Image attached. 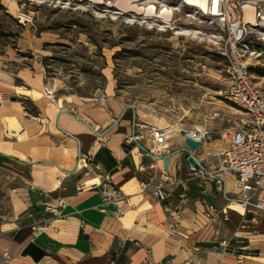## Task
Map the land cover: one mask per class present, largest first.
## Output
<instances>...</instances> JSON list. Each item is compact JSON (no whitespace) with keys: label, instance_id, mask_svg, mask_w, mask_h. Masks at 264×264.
Instances as JSON below:
<instances>
[{"label":"crops","instance_id":"1","mask_svg":"<svg viewBox=\"0 0 264 264\" xmlns=\"http://www.w3.org/2000/svg\"><path fill=\"white\" fill-rule=\"evenodd\" d=\"M77 41L94 52L86 35ZM56 42L71 49L77 45L58 32L36 34L26 24L17 46L35 55L30 64H23L15 49L0 53V264H264V215L227 202L216 182L223 176L227 191L238 192L235 175L216 169L222 159L216 153L227 145L223 130L238 115L233 107L223 100L228 108L214 111L218 126L208 128L209 144L190 149L182 130L207 127L179 122L153 153L150 127L164 126L163 119L115 95L109 62L102 67L103 93L96 89L95 95L75 91L63 65L46 74L42 56L58 55L55 47H63ZM71 61L75 69L74 63L83 64L79 58ZM77 77L85 79L82 73ZM22 98L37 112H29ZM134 121L140 125L137 138L132 137ZM190 154L213 175L197 176ZM184 183L187 196L178 218L166 205L176 203ZM156 185L167 198L154 195ZM112 188L117 195L103 201ZM167 220L178 221L175 233L167 229ZM40 222L46 228L34 235Z\"/></svg>","mask_w":264,"mask_h":264},{"label":"rangeland","instance_id":"2","mask_svg":"<svg viewBox=\"0 0 264 264\" xmlns=\"http://www.w3.org/2000/svg\"><path fill=\"white\" fill-rule=\"evenodd\" d=\"M4 2H13L14 9ZM23 2L25 11L33 13L32 21L18 19ZM0 4L8 13L12 10L24 27L53 22L64 25L60 32L77 45L75 49L70 44L69 48L55 50L58 56L79 58L86 66V70H79L69 64L63 69H70L69 77L82 73L85 79L77 77L75 88L88 95H95L90 91L101 82L98 74L88 69L102 73L103 62H109L115 95L152 111L163 119L164 126L177 127L176 123L181 122L187 127L213 130L218 126L214 111L228 108L221 98L225 87V61L218 51L221 36L215 20L207 14L206 0H0ZM152 7L154 11L148 12ZM226 7L232 16L243 20L253 16V21L245 23L249 47L246 57L249 66L264 72V0H227ZM2 12L0 22L6 28L12 27L10 18ZM73 19L81 20L83 27H68ZM162 25L170 27L163 30ZM80 30L91 33L104 46L102 52H96L94 46V52L88 53L77 41L84 40L85 35L88 40ZM9 49L13 48L5 47V51ZM255 79L264 84V76L255 73ZM103 89L97 91L103 93ZM230 110L238 113L234 108ZM219 122L224 125V121Z\"/></svg>","mask_w":264,"mask_h":264},{"label":"built area","instance_id":"3","mask_svg":"<svg viewBox=\"0 0 264 264\" xmlns=\"http://www.w3.org/2000/svg\"><path fill=\"white\" fill-rule=\"evenodd\" d=\"M226 2L227 0H208L207 5V14L215 20L221 36L218 51L225 61L222 73L226 85L221 91V98L238 112L233 120L228 119L231 124L223 130L227 145L216 153L222 156L216 169L219 172H231L235 175L238 192L232 195L227 191L223 176H218L216 182L218 190L227 202L244 209L260 211L264 215V85L257 82L254 74L249 70L248 57H246L249 48L246 42V24L240 17L229 14ZM24 6H26L25 2L21 3L22 10L18 14V19L32 21L33 13L25 11ZM258 14L260 15L259 11ZM1 101L2 94H0ZM132 126V137L137 138L136 131L140 125L134 121ZM174 130L170 125L150 127L154 144L153 153L159 151ZM182 132L184 138L187 136L200 141L201 146L204 143L209 144L212 139V132L205 127L187 128ZM79 156L85 158L92 168L99 169L98 164L92 162L90 155L80 152ZM192 169L197 176L213 175L205 169L196 170L193 166ZM89 173V169L84 172L85 175ZM141 184L146 185L144 182ZM187 190V185L184 183L176 203L173 206L166 205V208L172 210L178 218L183 213ZM153 193L160 199L167 198L162 185L154 186ZM116 195V189L112 188L111 193L104 194L103 201H109ZM40 202L44 203L48 210L58 212L48 202ZM165 225L173 234L177 231L178 221L167 220ZM45 228L46 224L40 222L35 226L33 234L38 235ZM221 245L224 247L226 241Z\"/></svg>","mask_w":264,"mask_h":264},{"label":"trees","instance_id":"4","mask_svg":"<svg viewBox=\"0 0 264 264\" xmlns=\"http://www.w3.org/2000/svg\"><path fill=\"white\" fill-rule=\"evenodd\" d=\"M1 9H3V11H4V12H2V14H4L5 16L10 18L12 27L6 28L5 24L0 22V53L4 54L5 53V47L10 46L11 48L15 49V51L17 52L18 56H20V57H22L24 59L23 60V64H30V61L34 59L35 55L29 50L28 51H20L18 49V46H17V41H18V39L20 37V32L24 28V25L17 18H15L12 14L8 13L6 11V8H4L0 4V11H1ZM72 21H74V22H72ZM72 21L68 23L69 24L68 27L72 28L74 25H76V26L79 25V27L82 28L83 25H84V23H82L81 20H79V19H73ZM33 27L35 28L36 34H39L41 31H44V30H50V31H53V32H58L62 37L69 39L71 42H74V39L68 38L63 33L60 32V29L64 27V25L61 24V23L53 22V23L45 25V26L36 24ZM80 32H84V33L87 34L88 41L91 44H93L94 46H96V52H102V48L104 46L102 44H100L98 42V40L95 39V37L91 35V33L86 32V31H82V30H80L79 33ZM48 45H50V44L49 43H44V46H48ZM53 45H58V46H61L63 48H69V46H70V44L61 43V42H56ZM114 45H116V42L115 43H111L109 46L113 47ZM41 61H42V65H43V67L45 69V72L48 75H53L56 72V70H55L56 67L55 66H57V65H65L64 67L66 68L72 62L71 60H68L67 58H64V57L58 56V55L42 56V60ZM15 64L18 65L16 62H15ZM74 64L76 65V67L79 70L80 69L81 70H86V66L84 64H81L80 66H79L78 63H74ZM104 66H106V62H103L102 67H104ZM68 70H70V69H63L62 73L68 74ZM249 70L251 72L258 73L259 75H263L264 74L262 68H256L254 66H250ZM88 71H93L96 74H98L99 79L101 81V82H99V84L96 83L93 86V89H94L93 91L92 90L90 91V93H94V91L96 89L102 88L104 86L103 84H105L106 78L101 72H99L97 70H93L91 67H90V69H88ZM78 81L79 80L77 79L76 74H71V76L69 77V85L72 86V88L75 89V91H77L78 93H80L82 95L87 94L82 89L75 88V85L78 83ZM21 100H22L25 108L29 112H31V113H36L37 112L36 107L32 104V102H30V100L28 98H22Z\"/></svg>","mask_w":264,"mask_h":264},{"label":"water","instance_id":"5","mask_svg":"<svg viewBox=\"0 0 264 264\" xmlns=\"http://www.w3.org/2000/svg\"><path fill=\"white\" fill-rule=\"evenodd\" d=\"M100 96V95H99ZM14 99V98H12ZM184 142L186 143V145L192 149V150H196L197 148H199L201 146V142L200 141H196V140H193L191 139L190 137H185L184 138ZM187 160L188 162L194 167V169L198 170L201 168V165L200 163L196 160V158L194 157L193 154H190L188 157H187ZM168 162H169V158L166 157L164 159V168L166 169L167 166H168Z\"/></svg>","mask_w":264,"mask_h":264},{"label":"bare ground","instance_id":"6","mask_svg":"<svg viewBox=\"0 0 264 264\" xmlns=\"http://www.w3.org/2000/svg\"><path fill=\"white\" fill-rule=\"evenodd\" d=\"M151 11H154L153 7H152V8H150V9L148 10V12H151ZM165 11H167V12H168V10H165ZM252 15H253V13H252ZM252 15H251V16H252ZM246 18H249V17H246ZM250 18H251V17H250ZM250 18H249V19H250ZM249 19H248V20H249ZM250 20H252V21H253V16H252V19H250ZM173 128L175 129V127H173Z\"/></svg>","mask_w":264,"mask_h":264}]
</instances>
